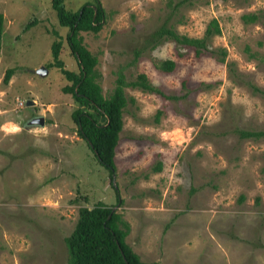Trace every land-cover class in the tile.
Instances as JSON below:
<instances>
[{"label": "rangeland", "instance_id": "rangeland-1", "mask_svg": "<svg viewBox=\"0 0 264 264\" xmlns=\"http://www.w3.org/2000/svg\"><path fill=\"white\" fill-rule=\"evenodd\" d=\"M85 1L62 4L73 10ZM99 2L100 29L79 33L97 58L102 94L122 71L126 79L144 72L163 93L179 97L124 87L134 101L122 112L110 178L77 133L71 111L78 104L62 90L70 81L58 66H46L51 42L59 40L63 67L78 70L67 26L50 0H0V264H67L63 238L78 207L97 200L114 204L127 220L125 241L143 261L264 264V135L239 138L234 130L264 129V93L250 86L264 91V13L251 22L240 16L264 12V0H196L173 16L182 15L173 26L189 36L202 35L215 17L220 32L209 43L225 48L224 61L208 52L196 56L171 39L132 61L133 47L167 10L164 0ZM163 58L175 61L172 70L155 67ZM41 65L44 73L35 72Z\"/></svg>", "mask_w": 264, "mask_h": 264}, {"label": "trees", "instance_id": "trees-1", "mask_svg": "<svg viewBox=\"0 0 264 264\" xmlns=\"http://www.w3.org/2000/svg\"><path fill=\"white\" fill-rule=\"evenodd\" d=\"M196 0H164L167 10L161 21L144 37L142 43L133 47L132 61L147 48L154 47L163 39H171L177 45H187L193 48L196 56L208 52L219 61H224L226 50L223 46H211L209 41L212 35L219 33L217 19L212 17L208 20L200 36H189L179 33L173 26V16L185 6H191ZM57 21L60 25L67 26L66 38L71 53L74 55L78 70L63 67L62 60L58 57L60 41L51 42L52 62L46 66L56 65L64 77L70 81L62 86V90L70 92L78 106L71 111V117L77 124V133L80 135L92 151L97 161L104 165L111 178L115 169L114 149L122 128V112L127 101L133 102L131 95L124 92L125 86L139 88L142 91L157 92L167 98L176 99L179 96L165 94L153 85L144 72L136 73L132 79H126L122 71H118L115 84L108 95H103L99 83L95 79L94 66L97 58L82 43L80 30L97 31L102 24L104 16L99 0H89L80 4L73 10L66 9L62 0H50ZM257 11L243 12L240 16L244 22H251L261 16ZM182 15L173 21L181 22ZM3 32V14L0 11V45ZM232 61L227 63L231 72ZM156 68L162 71H170L175 66L171 58H163L154 61ZM10 66L4 70L2 82L6 83L14 71ZM234 74V73H231ZM208 85L209 83H204ZM253 90H259L250 83ZM183 94H181L182 96ZM81 106V107H80ZM82 106L92 107L93 110L104 116V120L97 121L93 113L85 110ZM161 109H156L153 120L159 121ZM239 138L259 137L264 135V129L234 128ZM155 170L161 168V162L157 161L153 166ZM115 187V186H114ZM116 203L121 201L118 190L115 188ZM129 230V223L120 212L116 211L114 204H107L97 200L91 206L80 205L77 217L71 231L64 236L63 240L67 251V264H156L154 261L146 262L139 258L138 254L125 241Z\"/></svg>", "mask_w": 264, "mask_h": 264}, {"label": "water", "instance_id": "water-1", "mask_svg": "<svg viewBox=\"0 0 264 264\" xmlns=\"http://www.w3.org/2000/svg\"><path fill=\"white\" fill-rule=\"evenodd\" d=\"M34 70H35V72L42 74V73H44V71L46 70V68L41 65L40 67H38V68H36ZM30 102L31 101H27V103H30ZM38 121H39V123H42V118H39Z\"/></svg>", "mask_w": 264, "mask_h": 264}]
</instances>
